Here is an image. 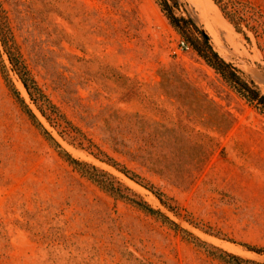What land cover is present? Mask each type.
I'll list each match as a JSON object with an SVG mask.
<instances>
[{
    "label": "rangeland",
    "instance_id": "374dc122",
    "mask_svg": "<svg viewBox=\"0 0 264 264\" xmlns=\"http://www.w3.org/2000/svg\"><path fill=\"white\" fill-rule=\"evenodd\" d=\"M245 1L264 12V0ZM0 2L31 75L85 147L41 115L4 55L6 73L65 150L200 240L264 264L244 246L264 247V114L181 48L157 0ZM169 3L264 94V47L252 32L244 28L249 41L214 0ZM0 264L225 263L70 164L0 67Z\"/></svg>",
    "mask_w": 264,
    "mask_h": 264
},
{
    "label": "trees",
    "instance_id": "16d2710c",
    "mask_svg": "<svg viewBox=\"0 0 264 264\" xmlns=\"http://www.w3.org/2000/svg\"><path fill=\"white\" fill-rule=\"evenodd\" d=\"M176 3V0H172ZM221 9L224 17L231 22L235 29L244 33V28L252 32L258 39V42L264 47V12L254 4L245 0H214ZM163 13L168 18L171 26L187 41L186 44L194 50L205 63L212 68L222 79L234 89L242 98L246 99L249 103L254 104L258 110L264 114V94L258 88L248 83L239 73V71L229 62H227L220 54L214 49L210 42L208 34L198 27L194 22L185 18H178L172 11L169 0H157ZM245 37L250 41L246 33ZM6 55L13 72L19 77L24 88L26 89L32 104L37 108L41 115L53 126L61 129V133L67 135L73 141H77L81 147H85L84 138L78 132L72 123L62 114L59 108L52 102V100L45 94L37 81L33 78L25 64L22 54L19 50L18 44L13 33L10 19L6 10L0 2V67L5 74V79L9 84L11 91L24 107L30 119L42 131L44 136L52 143L65 159L74 165L81 173L88 176L103 188L119 197L125 198L128 201L135 203L146 212L157 216L165 223L172 226L177 231L182 232L187 239L196 242L199 246L206 249V251L223 261L225 264H260L256 261L246 259L240 255L228 252L207 242H204L194 236L188 230L182 228L179 224L174 222L169 216L162 211L153 208L145 201H137L129 196L132 193L128 187H122L121 184L115 182L111 174L103 171L88 162L74 158L67 150H65L54 136L47 130L41 123L35 112L31 109L29 104L22 97L21 92L15 87L14 83L7 75L6 65L4 64L3 56ZM87 149V148H86ZM114 166L119 164L114 160H109ZM122 172L132 179L135 175L130 176L131 172L127 168H122ZM134 177V178H133ZM153 193L160 199V201L169 210L175 211L174 206H171L166 199L165 194L155 190L153 186L150 187ZM249 250L258 254H264V247L250 246L244 244Z\"/></svg>",
    "mask_w": 264,
    "mask_h": 264
},
{
    "label": "bare ground",
    "instance_id": "6f19581e",
    "mask_svg": "<svg viewBox=\"0 0 264 264\" xmlns=\"http://www.w3.org/2000/svg\"><path fill=\"white\" fill-rule=\"evenodd\" d=\"M213 2V1H212ZM214 4V3H213ZM214 6L217 8V10H218V12L220 13V16H221V18H222V20H217V23H218V25L219 26H221L225 31H227L228 33L229 32H233L234 31V29H233V27L229 24V22H227L225 19H224V17L222 16V14H221V12H220V10H219V8L217 7V5H215L214 4ZM215 22V21H214ZM216 24V23H215ZM212 27H213V25H212ZM221 28V29H222ZM214 29H216L215 27H214ZM212 31V30H211ZM226 34L227 33H225V36H226ZM214 35V34H213ZM234 35V34H233ZM234 38V37H233ZM232 39V38H231ZM227 41H228V39H227ZM235 41V40H234ZM225 42V41H224ZM229 42H230V40H229ZM236 42V41H235ZM231 44H233V48H234V43H230V45ZM22 89H23V91L25 92V89L23 88V86H22ZM25 94H26V92H25Z\"/></svg>",
    "mask_w": 264,
    "mask_h": 264
},
{
    "label": "built area",
    "instance_id": "2783aa9c",
    "mask_svg": "<svg viewBox=\"0 0 264 264\" xmlns=\"http://www.w3.org/2000/svg\"><path fill=\"white\" fill-rule=\"evenodd\" d=\"M181 48L182 49H189L190 47L188 46V44H186L184 41L181 42Z\"/></svg>",
    "mask_w": 264,
    "mask_h": 264
}]
</instances>
